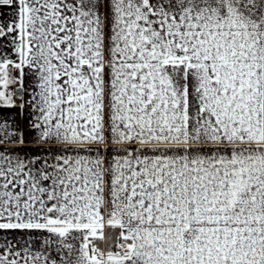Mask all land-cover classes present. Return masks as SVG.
Wrapping results in <instances>:
<instances>
[{"label": "snow or ice", "instance_id": "snow-or-ice-1", "mask_svg": "<svg viewBox=\"0 0 264 264\" xmlns=\"http://www.w3.org/2000/svg\"><path fill=\"white\" fill-rule=\"evenodd\" d=\"M0 264H264V0H0Z\"/></svg>", "mask_w": 264, "mask_h": 264}]
</instances>
